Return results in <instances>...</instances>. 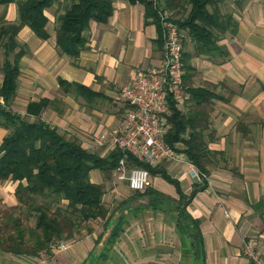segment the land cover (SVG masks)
I'll return each instance as SVG.
<instances>
[{
    "label": "crops",
    "instance_id": "0c3cea01",
    "mask_svg": "<svg viewBox=\"0 0 264 264\" xmlns=\"http://www.w3.org/2000/svg\"><path fill=\"white\" fill-rule=\"evenodd\" d=\"M12 4L0 6V23L18 20L17 5ZM113 4L107 22L90 23L86 47L76 59L57 47L60 3L45 10L47 38L23 26L18 36L27 51L10 102L12 110L32 121L37 117L26 112L28 103L51 99L41 117L101 156L110 150L100 143L99 134L118 127L126 109L121 88L141 69L160 65L163 50L157 24L145 22L144 4L129 0H113ZM217 5L236 22L234 30L220 34L221 49L202 52L186 29L181 28V33L183 63L192 66L188 85L206 87L220 96L213 99L209 127L203 133L207 148L221 153L212 157L205 180L190 174L182 141L175 146L181 160L157 165L177 179L187 195L195 184L206 182L185 206L197 225H181L177 185L161 173L152 175L148 189L134 190L115 168H93L90 178L104 186L107 215L85 222L76 236L63 241L66 247L56 245L50 254L0 250V264H253L242 253L250 237L264 255V0H218ZM3 76L0 68V87ZM60 78L105 95L65 91ZM188 98L187 92L186 99L177 103L185 114L191 103ZM0 103H4L2 95ZM8 131L0 126V144ZM5 181L13 185L15 203L17 182ZM197 242L202 247L199 254Z\"/></svg>",
    "mask_w": 264,
    "mask_h": 264
},
{
    "label": "trees",
    "instance_id": "16d2710c",
    "mask_svg": "<svg viewBox=\"0 0 264 264\" xmlns=\"http://www.w3.org/2000/svg\"><path fill=\"white\" fill-rule=\"evenodd\" d=\"M129 1L144 4L145 22L151 20L157 24L162 45L161 9H168L171 16L175 10H185L187 13L184 16L171 18L189 32L198 48L205 53L221 49L217 43L220 34L227 29L234 30L236 26L232 15L223 13L218 7V0ZM11 2L17 5L18 20H4L0 25V47L4 49L0 62L4 75L0 87V95L4 98V103H0V126L9 129L0 144V181L17 182L14 192L17 200L10 211L0 208V250L34 256L50 254L61 241L76 236L85 222L105 217L109 211L103 201L105 189L102 184L91 180L90 171L93 168L105 171L114 169L122 157L128 160L129 165L146 167L151 175L161 173L174 182L180 194L178 207L181 225H197L199 221L187 214L185 206L205 187L206 182L203 185L195 184L187 195L179 181L158 164L141 161L120 148L110 150L105 156L99 155L83 146L76 136L66 135L58 126L41 117L43 109L52 102L49 98L28 103L26 112L35 115L36 120H28L10 108V102L17 93L20 60L27 51V44L20 41L18 36L20 29L29 25L38 36L47 38L49 18L45 10L60 3L63 11L57 16V47L76 59L86 47V29L92 21L109 20L114 10L113 0H0V4ZM183 65L184 89L189 93L188 101L191 102L189 113L185 114L177 106V101L169 97L166 121L171 127L166 141L173 147L182 141L185 144L182 151L204 174L205 180L210 172L212 157L221 153L207 148L203 133L209 127L208 114L213 99L220 96L206 87L188 85L186 78L190 77L192 66L188 62ZM59 82L65 91L75 89L88 97L105 95L78 82L63 78ZM38 196L51 198V201L37 202ZM63 199L67 200L65 204L60 203ZM31 217L35 218L34 224L29 222ZM201 249L197 242L195 251L199 254Z\"/></svg>",
    "mask_w": 264,
    "mask_h": 264
},
{
    "label": "built area",
    "instance_id": "2783aa9c",
    "mask_svg": "<svg viewBox=\"0 0 264 264\" xmlns=\"http://www.w3.org/2000/svg\"><path fill=\"white\" fill-rule=\"evenodd\" d=\"M163 32L162 61L160 65L141 69L136 78L121 88L120 98L125 102V111L118 127L99 134V141L109 150L120 148L137 159L157 165L162 161L181 160L176 147L166 141L171 124L166 121L169 112V97L182 102L187 97L184 89L183 43L179 25L171 18L168 9L160 10ZM190 174H204L192 162ZM120 179L128 182L134 190H145L152 185V175L146 167L129 165L122 157L115 167ZM60 246L66 247L61 241ZM58 244V245H59ZM242 253L253 264H264V255L253 238L244 241Z\"/></svg>",
    "mask_w": 264,
    "mask_h": 264
},
{
    "label": "rangeland",
    "instance_id": "374dc122",
    "mask_svg": "<svg viewBox=\"0 0 264 264\" xmlns=\"http://www.w3.org/2000/svg\"><path fill=\"white\" fill-rule=\"evenodd\" d=\"M0 6H2V4H0ZM12 6L16 7V3L12 4ZM0 8H2V7H0ZM60 9L63 10L62 6ZM186 13L187 12L185 10H182V11H178V10L176 11L175 10L174 12H172V16L174 18H177V17L184 16ZM2 59H3V52H2V48L0 47V62L2 61ZM116 100L118 101V99H116ZM12 193H13V185H11V181H0V208L3 211H10L11 210V206H12V204H14V202L11 201V197H13ZM45 201H51V198H46L43 196L37 197V202H45ZM66 202H67V200L63 199L60 203L65 204ZM53 208H55V204L53 205ZM4 217L7 218L8 216L4 215ZM29 222H30V224H34L35 218L31 217Z\"/></svg>",
    "mask_w": 264,
    "mask_h": 264
}]
</instances>
